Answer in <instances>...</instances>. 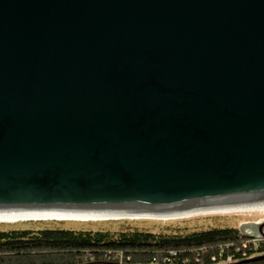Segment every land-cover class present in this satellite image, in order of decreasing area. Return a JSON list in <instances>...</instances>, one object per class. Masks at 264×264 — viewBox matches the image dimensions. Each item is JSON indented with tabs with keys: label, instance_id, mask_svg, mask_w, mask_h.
Wrapping results in <instances>:
<instances>
[{
	"label": "water",
	"instance_id": "1",
	"mask_svg": "<svg viewBox=\"0 0 264 264\" xmlns=\"http://www.w3.org/2000/svg\"><path fill=\"white\" fill-rule=\"evenodd\" d=\"M257 204L264 0H0V214Z\"/></svg>",
	"mask_w": 264,
	"mask_h": 264
},
{
	"label": "trees",
	"instance_id": "2",
	"mask_svg": "<svg viewBox=\"0 0 264 264\" xmlns=\"http://www.w3.org/2000/svg\"><path fill=\"white\" fill-rule=\"evenodd\" d=\"M33 227L0 230V264H264V239L238 227L187 234Z\"/></svg>",
	"mask_w": 264,
	"mask_h": 264
},
{
	"label": "rangeland",
	"instance_id": "3",
	"mask_svg": "<svg viewBox=\"0 0 264 264\" xmlns=\"http://www.w3.org/2000/svg\"><path fill=\"white\" fill-rule=\"evenodd\" d=\"M37 229L62 228L74 231H109L111 233L120 232L130 226L133 230H141L145 232H161V231H177L187 234L189 232L208 231L211 228H234L242 229L248 235L264 234V212L262 211H248L245 212H232V213H210L198 214L189 216L187 218H175L170 220L165 219H133V218H120V219H107V220H92V221H59V220H33L21 222H0V230H10L13 228H33ZM48 226V227H47ZM175 228V229H174Z\"/></svg>",
	"mask_w": 264,
	"mask_h": 264
},
{
	"label": "bare ground",
	"instance_id": "4",
	"mask_svg": "<svg viewBox=\"0 0 264 264\" xmlns=\"http://www.w3.org/2000/svg\"><path fill=\"white\" fill-rule=\"evenodd\" d=\"M248 211H262L264 212V204H257L253 206H245V207H233V208H222V209H210V210H198V211H186L184 213H175V214H163V215H157V214H134V213H104V214H98V213H92V214H0V222H21V221H33V220H59V221H69V220H75V221H92V220H107V219H120V218H133V219H139V218H145V219H167L172 220L175 218H187L189 216L198 215V214H210V213H232V212H245Z\"/></svg>",
	"mask_w": 264,
	"mask_h": 264
}]
</instances>
